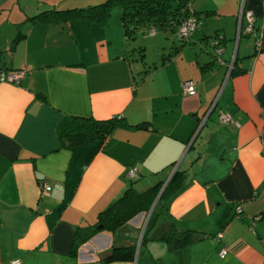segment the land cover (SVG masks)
<instances>
[{
    "label": "crops",
    "instance_id": "obj_1",
    "mask_svg": "<svg viewBox=\"0 0 264 264\" xmlns=\"http://www.w3.org/2000/svg\"><path fill=\"white\" fill-rule=\"evenodd\" d=\"M38 1L0 0V18L9 11L0 19V73L26 72L19 84L0 83V264H264V0L244 5L260 52L246 17L238 40L243 0H193L201 25L163 65L181 45L175 35H155L158 55L149 59L148 46L129 40L112 16L108 26L33 20L97 0ZM218 36L223 65L208 43ZM235 59L241 73L222 89ZM186 81L196 94L184 96ZM221 113L233 122L221 123ZM70 117L122 122L104 142L71 150L61 135ZM175 173L184 184L155 213L73 251L78 231L135 181L161 197ZM178 232L197 239L172 249L161 238ZM130 246V260H104Z\"/></svg>",
    "mask_w": 264,
    "mask_h": 264
},
{
    "label": "trees",
    "instance_id": "obj_2",
    "mask_svg": "<svg viewBox=\"0 0 264 264\" xmlns=\"http://www.w3.org/2000/svg\"><path fill=\"white\" fill-rule=\"evenodd\" d=\"M192 4L193 0H105V2L100 5H90L86 8L44 11L37 17L33 18V20L39 22L55 21L59 23H67L81 19L86 20L91 24L108 26L114 8L119 7L124 34L129 40L138 39V34L140 32L148 35L149 29L154 27L157 30V33L164 32L173 34L175 35V39L181 42L180 46L175 47L173 53H170V55H164L162 59L163 65L166 61L171 60V58L178 54L180 47L182 48L190 43L198 29L195 30L190 39L181 40L178 36L181 26L190 19H195L199 22V26L201 25L198 14L194 12ZM157 33L155 35H157ZM19 37L13 42L12 49H15ZM217 38L219 40L215 39L208 43L214 47L215 60L223 65L225 64V61H223L222 58L224 52L222 54H217L216 52L219 48L223 49L220 44H222L224 40L220 38V36ZM139 53L141 55L140 61L142 62L145 58V48H140ZM236 60L237 59H235L233 63L234 67H232L228 82L234 75L241 73V71L235 69ZM0 75L2 74L0 73ZM193 84L196 86L195 83ZM121 119L122 118H114L106 121H97L91 118L70 117L61 126V135L64 144L68 146L69 149L76 150L93 140L99 139L101 142H104L108 139L115 128L120 125L122 122ZM144 127L146 126L138 125L135 128L143 129ZM135 182L118 200L101 214L99 221L95 226L80 229L78 231L79 233L76 235L74 242V252H76L78 248L83 247L99 233L105 231L115 234L135 217L150 212L161 190L157 186H154L145 191H138L134 186ZM183 184V176L179 173H175L161 195L158 203L162 202L167 197L175 195L176 191L179 190ZM43 185L48 184L45 183ZM153 213H155V211H153ZM161 238L168 242L172 249L189 246L197 239L196 235L192 232H178L177 234L164 235ZM133 256L134 246L123 248L114 247L104 260L106 262L127 261L130 260V258H133Z\"/></svg>",
    "mask_w": 264,
    "mask_h": 264
},
{
    "label": "built area",
    "instance_id": "obj_3",
    "mask_svg": "<svg viewBox=\"0 0 264 264\" xmlns=\"http://www.w3.org/2000/svg\"><path fill=\"white\" fill-rule=\"evenodd\" d=\"M244 5H245V0H243L242 3V7L241 10L239 12V33H238V37H240L241 35V23H242V19L244 17H246L247 21L249 22V26L245 29V33L246 35H253L254 36V14L253 12H245L244 9ZM199 22L196 21L195 19H190L188 20L186 23H184L179 32H178V36L181 40H188L192 37V35L194 34L195 30L197 28H199ZM157 33V30L152 27L149 29L148 35L149 36H154ZM255 37V36H254ZM256 40V51L260 52L261 50V45H262V41L260 38L255 37ZM224 52V49H218V51L216 52L217 54H222ZM233 67V62L231 63L230 66V70L228 72V75L226 77V82L224 84V87L222 89L225 88L226 84L228 83L229 80V76H230V72L232 70ZM252 74V73H251ZM25 77V72H17V73H11L8 74L7 76H3L0 75V82H7V83H14V84H19L20 81ZM196 92V86L192 83V82H186L185 84H183V94L184 96H191L194 95ZM220 121L223 124H229L231 122H233V118L230 115L221 113L220 114ZM128 178L129 180L133 181V180H137L139 178V172L137 168H133L128 172ZM42 189L44 190V192L48 193L51 188L48 185H43ZM237 213L241 214V209L240 207H238L237 209ZM259 219V218H258ZM218 238H220V234L218 235ZM219 240V239H218ZM227 253V249L224 247L221 251H220V255L222 257H225ZM12 264H20V261H14Z\"/></svg>",
    "mask_w": 264,
    "mask_h": 264
},
{
    "label": "rangeland",
    "instance_id": "obj_4",
    "mask_svg": "<svg viewBox=\"0 0 264 264\" xmlns=\"http://www.w3.org/2000/svg\"><path fill=\"white\" fill-rule=\"evenodd\" d=\"M40 1H45V0H40ZM52 1H54V0H52ZM75 0H57V2L56 3H66V2H74ZM80 2H86V1H88V0H79ZM100 1V2H99ZM27 2H29V3H31L32 5H34V4H37L39 1L38 0H27ZM97 2V3H96ZM96 2H94L93 4L92 3H87V5L86 6H79V8H83V7H88V6H90V5H94V6H96V5H100V4H102V3H104L105 2V0H97ZM52 3V2H51ZM12 7V2L10 3V4H8V7H6V8H8V9H10ZM5 8V9H6ZM64 9H66V8H64ZM69 9H71V8H69ZM5 11V10H4ZM3 11V12H4ZM3 12H1V13H3ZM9 12V11H8ZM8 12H6V13H4V15L0 18V19H2V18H4V17H6V15H7V13ZM112 19L113 20H117V24L118 25H121V11H120V8L119 7H116V8H114V10H113V13H112ZM148 31V30H147ZM146 33V32H145ZM157 35L158 36H163V37H165L166 35H165V33L164 32H158L157 33ZM170 35V34H169ZM153 37L154 36H149V35H146V34H143V32H140L139 34H138V41L139 42H141L143 45L145 44V46H148V51H147V53H148V57H149V59H152V58H154V57H156L158 54H157V50L154 48V44H153ZM172 38V37H171ZM172 43H173V41H171ZM143 185H136L135 187H136V189L138 190V191H145L144 189L145 188H143L142 187ZM161 197L159 196V198H157V200H159ZM155 203V202H154ZM154 205L155 204H153V206H152V208H151V210H152V212L155 210V207H154ZM157 205V204H156ZM152 212L150 211L148 214H152ZM129 230H131V229H129ZM139 231V230H138Z\"/></svg>",
    "mask_w": 264,
    "mask_h": 264
},
{
    "label": "water",
    "instance_id": "obj_5",
    "mask_svg": "<svg viewBox=\"0 0 264 264\" xmlns=\"http://www.w3.org/2000/svg\"><path fill=\"white\" fill-rule=\"evenodd\" d=\"M242 20H243V19H242ZM240 37H241V35H240ZM240 37H239V39H238L239 41H240ZM158 198H159V197H158ZM157 201H158V200L155 201V203H154V204H155L154 207L156 206ZM151 211H152V210H151Z\"/></svg>",
    "mask_w": 264,
    "mask_h": 264
}]
</instances>
